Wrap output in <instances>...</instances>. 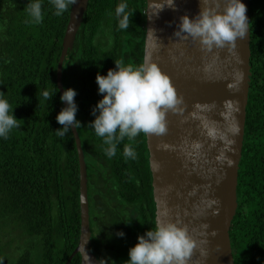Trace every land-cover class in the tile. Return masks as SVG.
I'll return each mask as SVG.
<instances>
[{
    "label": "trees",
    "instance_id": "16d2710c",
    "mask_svg": "<svg viewBox=\"0 0 264 264\" xmlns=\"http://www.w3.org/2000/svg\"><path fill=\"white\" fill-rule=\"evenodd\" d=\"M136 1L122 0L128 5V13ZM32 2L35 0H0V98L8 101L20 125L10 131L7 139L0 137V264H65L79 244L82 221L75 135L71 127L64 137L56 134L63 127L56 116L66 107L60 99L57 67L73 5L58 17L50 0H40L43 19L35 24L26 22L31 18L25 7ZM95 4L101 7L93 10ZM88 5L90 13L85 17H90V28L82 20L61 73L65 90L71 88L77 93L76 120L93 115L97 105L95 101L88 104L98 87L84 82L81 76L86 73L81 64L88 66L92 60L104 64L106 57L118 51L127 65L135 67L144 61L146 28H140L143 38L136 44L132 38L138 27L131 20L132 14L129 27L119 28L117 0H89ZM249 7L251 75L238 174V207L230 237L235 264H264V0H250ZM134 13L139 17L142 9L134 8ZM109 37L116 38L119 44H110ZM73 61L81 80L71 73ZM86 83L90 92L82 95L81 88ZM44 91L53 95L50 100L44 99ZM99 138L94 140L96 146L89 143L93 154L84 153L82 148L87 164L88 158H104L115 167L122 162L118 159L125 157V144L133 149L140 147L137 143L144 144L146 155L144 133L118 142L113 157L105 154L107 145ZM125 158L124 163L132 165L133 158ZM145 159L148 230H154L156 206L149 153ZM100 235L104 234L98 232L96 239L106 245L111 236ZM115 260L111 258V263L115 264ZM69 264H81L80 253Z\"/></svg>",
    "mask_w": 264,
    "mask_h": 264
},
{
    "label": "water",
    "instance_id": "95a60500",
    "mask_svg": "<svg viewBox=\"0 0 264 264\" xmlns=\"http://www.w3.org/2000/svg\"><path fill=\"white\" fill-rule=\"evenodd\" d=\"M241 2L249 21L250 0ZM161 3L164 0H147L144 62L156 63L168 75L183 103L178 111L166 114V133L146 134L156 223L170 221L187 227L197 243L188 264H235L230 230L238 207L250 87V21L246 36L237 38L234 49L207 51L198 41L174 36L180 17L191 19L199 13L200 0H174V8L165 6L159 11ZM87 4L88 0H77L71 9L57 67L61 94L65 91L61 82L65 56ZM72 130L80 163L82 221L79 244L65 264L77 252L83 257L82 264H104L89 248L86 162L77 129L73 126Z\"/></svg>",
    "mask_w": 264,
    "mask_h": 264
},
{
    "label": "clouds",
    "instance_id": "9594fccd",
    "mask_svg": "<svg viewBox=\"0 0 264 264\" xmlns=\"http://www.w3.org/2000/svg\"><path fill=\"white\" fill-rule=\"evenodd\" d=\"M76 2L77 0H50L55 8L54 14L58 17ZM200 4V11L195 18L190 19L187 15L180 17L174 36L198 41L202 49L207 51L225 47L234 49L237 38L243 39L248 32L246 5L241 0H200ZM165 6L174 8V0H164V3L157 5L159 11ZM127 8L126 3H120L115 9L120 29L129 27L131 14L126 11ZM25 11L31 18L26 22H42L40 0L28 3ZM114 62L115 70L109 69L106 76L99 73L96 75L98 91L103 98L93 108L95 119L90 123L95 134L103 138V143L107 145L104 151L108 157L115 156L117 143L125 137L132 140L141 133H166V114L178 111L179 105L183 103L168 75L156 63L145 61L134 67L131 64L125 66L123 60ZM76 94L74 89L68 88L60 97L61 101L67 102V107L56 116L57 122L63 126L56 132L59 137H64L70 127H81L76 120ZM42 95L45 100H50L53 96L48 91H44ZM227 106L231 109L230 104ZM12 113L13 109L8 101L0 98V137L5 139L12 129L20 126ZM209 134L214 135V131L210 130ZM123 154L133 159L136 156L129 144H125ZM118 235L122 237L124 233L120 232ZM137 239L136 245L129 249V259L124 264H188L197 248L187 227H180L170 221H158L154 230H148Z\"/></svg>",
    "mask_w": 264,
    "mask_h": 264
},
{
    "label": "flooded vegetation",
    "instance_id": "af4514ba",
    "mask_svg": "<svg viewBox=\"0 0 264 264\" xmlns=\"http://www.w3.org/2000/svg\"><path fill=\"white\" fill-rule=\"evenodd\" d=\"M117 2L119 5L122 3V0H117ZM88 4L82 18L86 28H90V17H85L90 13L87 12L89 7ZM99 7H101L99 4L92 5L93 10ZM137 7L142 9V13L139 17L134 13V8ZM130 12L132 14L131 20L136 24L135 27H138L136 36L132 38V41L137 44V42H139V40L142 41L143 38L140 28L145 27V31L147 32V0L146 2L142 0L134 2L130 8ZM103 25L106 24L103 23ZM108 42L114 46L119 44L116 38L112 40L111 37H109ZM108 60L110 64H108ZM117 60L125 61L124 57H121V59L119 58V51L113 53L109 58L106 57L103 61L104 64H100L96 60H92L91 63L85 67L81 64V68L83 67L86 73L85 77H81L85 78L84 82H87L89 85L93 84L98 87V84L96 83V75L99 73L100 75L106 76L109 69L115 70L116 65L114 61ZM124 65L127 66L125 62ZM76 68L77 67L73 61V64H71V73L74 75V78L77 77L78 80H81L82 78L77 76L78 72ZM89 70L91 71V74H89ZM89 77H91V82H89ZM87 83L84 85L82 84V95L90 92L91 87ZM95 93L96 94L92 95V100L91 97L88 98V104H91L94 101L98 103V101L102 99L103 96L98 90ZM96 95H100L101 99ZM94 119V115L83 116L80 119H77V121L80 122L81 127L76 129L78 130L79 135L81 133L84 138V143L81 139L84 153L88 152L93 154L90 145H95L94 140L100 139L90 127V123L94 121ZM137 144L140 147L136 149L134 148L136 156L132 159V165H126L123 161L125 158L123 156L118 159V161L122 162L115 167L111 166L104 158H96L95 161H91L90 158H88V164L86 163L89 226L92 241L89 248L102 263L106 261L107 264H113L111 263V258H116V262H114L115 264H124L125 259L129 258V249L135 246L138 242V236L144 235L148 231V183L145 181L147 174L144 169L145 157L148 158L147 135V149L145 152L147 156L145 155L144 157V144ZM98 232L104 234L102 236L100 235L101 238L106 235L111 236V238L107 240L109 242L106 245L99 243L96 239L95 236ZM120 232L124 233L122 237H118V233ZM82 258L81 255V264L83 260Z\"/></svg>",
    "mask_w": 264,
    "mask_h": 264
}]
</instances>
